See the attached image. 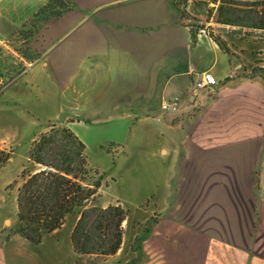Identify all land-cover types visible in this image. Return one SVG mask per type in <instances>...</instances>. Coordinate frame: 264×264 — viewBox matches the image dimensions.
<instances>
[{"label": "crops", "instance_id": "crops-1", "mask_svg": "<svg viewBox=\"0 0 264 264\" xmlns=\"http://www.w3.org/2000/svg\"><path fill=\"white\" fill-rule=\"evenodd\" d=\"M51 1L0 0V55L13 53L26 67L6 85L0 114L32 126L48 120L39 136L52 126L77 135L75 128L134 127L139 119H160L161 133L174 135L182 122L203 119L190 125L193 139L172 149L185 151L187 166L210 168L203 226L177 219L184 209L176 192L172 207L159 212L190 253L158 256L157 264H264V80L249 76L250 53L226 52L203 29L194 31L173 0H63L19 54L16 36ZM174 100L178 110L162 109ZM12 148L0 137V153L11 154L0 170L14 161ZM245 199L253 200L251 221L235 203ZM7 219L0 213V233ZM0 264H8L1 240Z\"/></svg>", "mask_w": 264, "mask_h": 264}, {"label": "rangeland", "instance_id": "rangeland-1", "mask_svg": "<svg viewBox=\"0 0 264 264\" xmlns=\"http://www.w3.org/2000/svg\"><path fill=\"white\" fill-rule=\"evenodd\" d=\"M223 2L226 3L223 5ZM259 2L179 0L180 15L194 31L203 29L212 38L222 41L228 52L248 51L250 55L245 62L246 66L254 65L249 76L264 80V30L252 27L259 20L260 9L256 7ZM14 49L20 54L24 52L25 46L17 41ZM21 67L13 53L1 54L0 84L7 85ZM261 87L264 93V84ZM159 120H133L134 127H131L133 124H112L75 128L77 136L86 146L89 160L83 183L86 186H93L96 182L101 184L88 208L121 206L127 213V220L123 223V244L117 255L79 256L71 243L72 231L79 220L78 214L69 216L64 226L46 235L40 245H33L16 233L18 185H23V168L30 174L44 169L29 160V151L34 145V138L40 139L39 132L47 129L49 122L41 120L37 126H32L29 121L16 118L11 112L0 114V137L9 140L14 150V161L0 170V213L9 218L2 225L0 233V240L6 248L7 263L157 264L158 256L160 259L162 256L172 258L189 254L188 249L179 246L178 237L174 241L172 224L165 222V226L160 212L165 213L172 207L180 191L178 205L184 210L176 216L177 219L180 218L184 226L194 227L195 223L203 226L204 174L210 168L205 165L187 166L184 164L185 151L172 150L175 146L185 145L183 143L190 134L193 139L190 125H199L203 119L197 117L182 122V127L174 135L171 131L161 133L163 121ZM63 128L52 126L48 133ZM263 200L264 182L259 199L261 208L264 206ZM235 203L244 204L248 221H251L253 200L245 199ZM163 240L168 241L166 246L160 244Z\"/></svg>", "mask_w": 264, "mask_h": 264}, {"label": "trees", "instance_id": "trees-1", "mask_svg": "<svg viewBox=\"0 0 264 264\" xmlns=\"http://www.w3.org/2000/svg\"><path fill=\"white\" fill-rule=\"evenodd\" d=\"M173 4L180 14L179 0H173ZM64 5L63 0H53L24 24L16 39L23 43L25 50L42 23ZM256 7L260 9L259 20L252 27L264 30V0H260ZM212 39L228 52L222 41ZM34 56L26 55L25 58ZM20 63L22 67L16 76L26 69L24 63ZM5 87L0 84V96ZM33 143L29 160L44 169L34 174L26 173V168L23 170L24 181L17 199L16 233L33 245H40L46 235L60 230L69 216L78 214L79 220L71 234L74 252L79 256L117 255L123 244V223L127 220V213L121 206L88 208L101 184L96 182L93 186H86L83 183L89 165L85 144L68 128L42 134ZM4 154L0 153V166H4L11 156Z\"/></svg>", "mask_w": 264, "mask_h": 264}, {"label": "built area", "instance_id": "built-area-1", "mask_svg": "<svg viewBox=\"0 0 264 264\" xmlns=\"http://www.w3.org/2000/svg\"><path fill=\"white\" fill-rule=\"evenodd\" d=\"M205 82L209 85L214 84V79L212 77V75L210 74H206L205 76ZM178 106H179V102L178 100H174V101H170V102H166L163 106L162 109L164 111H176L178 110Z\"/></svg>", "mask_w": 264, "mask_h": 264}]
</instances>
